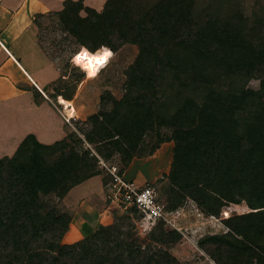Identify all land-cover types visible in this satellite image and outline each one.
<instances>
[{"label":"trees","instance_id":"1","mask_svg":"<svg viewBox=\"0 0 264 264\" xmlns=\"http://www.w3.org/2000/svg\"><path fill=\"white\" fill-rule=\"evenodd\" d=\"M223 4L235 7L222 14ZM54 14L90 59L107 50L108 61L126 43L137 55L122 96L106 91L100 109L82 121L90 126L83 138L67 133L44 144L30 133L0 157V264H182L170 252L182 233L159 219L140 234L144 212L134 205L62 242L71 188L102 175L107 191L112 175L101 161L123 176L133 158L164 142L173 143L163 174L166 211L189 200L200 218H220V231H191L213 260L264 264L263 13L247 14L234 0H105L101 10L64 0ZM251 78L257 88L246 85ZM240 203L247 212L221 218L224 207Z\"/></svg>","mask_w":264,"mask_h":264},{"label":"rangeland","instance_id":"2","mask_svg":"<svg viewBox=\"0 0 264 264\" xmlns=\"http://www.w3.org/2000/svg\"><path fill=\"white\" fill-rule=\"evenodd\" d=\"M104 1L83 0V3L96 10H101ZM234 3L242 4L247 14H251L254 8H258L263 13L261 16H264V0H234ZM226 5L223 4L220 6L219 11L222 14L230 12L228 9L231 6L233 8L235 7L233 4H230L231 6L226 8ZM54 13L43 17L39 28L41 30L40 40L43 45L42 50L48 52L50 58L56 63L57 70L55 71L47 66L36 73L35 78L40 86L44 90H47L48 83L58 74L57 80L49 86L47 94L53 97L56 91H61L62 93L71 95L73 101L70 103L63 97H59L57 100L56 97V99H53L54 105L51 100L39 96L31 88V84L24 79L21 86L27 88L28 91L26 94L8 101H0V157L12 154L19 142L30 133L34 134L38 141L44 144L52 143L67 133H71L72 136L74 135V138H83L81 131L89 129L90 126L89 124H82V121H85L89 115L100 109V106H102L100 105V96L102 94L106 95L105 92L108 91L114 97L120 98L124 92L125 73L127 67L134 61L137 55L136 45L130 43L124 44L116 52H112L110 59L102 65L98 64L96 59H90L88 57L82 58L77 62L76 58L82 52L89 53V50L61 30L57 16ZM27 40V34L23 38H20V41L24 43V47H20L19 49L24 51L22 55L25 57V52L29 51L25 46ZM32 54L34 55L29 57L28 60L24 61L22 59L24 68L30 73H33V70H36L35 68L43 65L44 60L40 54L38 55L36 52H32ZM94 64L96 65L94 66ZM16 74L18 77L19 72ZM60 76H63L60 78L62 80L59 79ZM258 84L259 79L257 78H251L246 82V85L253 88H257ZM65 103H69L73 111V116L69 120H66V117L68 119L70 115L64 107ZM103 105L107 108L110 107L107 99H105ZM171 143L164 142V144H160L161 147L159 146L160 148L152 158L131 167L133 171L140 168L145 176L149 180H152L146 183H152L154 185L159 199L162 201L165 200V190L167 188V180L163 174L167 172L172 159L173 143ZM85 144L88 146L86 142ZM90 147L92 148V146ZM145 157L147 156L142 158ZM136 166L137 168L134 169ZM131 169H128L129 172L125 171L123 173V177L127 180L133 175ZM157 179L160 180L156 181ZM143 184L137 185L140 186ZM108 200L115 205L114 210L118 212L122 210L116 202L110 199ZM182 209L183 211L179 215L177 225L182 228L183 236L170 249V252L182 264H222L219 260H213L196 243L191 235V231L197 226L205 227L202 233L206 231H220L221 226L218 223V219L220 218L217 220H208L200 218L197 215L195 216L193 212L196 208L192 206V202L189 200L183 203ZM222 210L226 211L228 216L231 213L247 212L248 207L244 203L230 204ZM221 215V218L224 217L223 212ZM217 223L218 225H216ZM146 231L140 229V234L144 235Z\"/></svg>","mask_w":264,"mask_h":264},{"label":"crops","instance_id":"3","mask_svg":"<svg viewBox=\"0 0 264 264\" xmlns=\"http://www.w3.org/2000/svg\"><path fill=\"white\" fill-rule=\"evenodd\" d=\"M63 1L64 0H0V101H8L26 94L28 91L27 88L21 86L22 81L25 79L31 84V88H33L39 96L51 100L55 105L53 99L56 98L48 95L47 92L49 91V86L56 81L58 74L48 83L47 90H44L40 86L35 75L47 66L55 71L57 70V65L50 58L48 52L42 50L43 45L40 40L41 30L39 27L43 17L53 14L62 8ZM25 34L28 35L25 46L29 49L28 52H25L26 57L22 55L24 51L19 49L20 47H24V43L20 41V38H23ZM32 52H36L38 55L40 54L44 60L43 65L35 68L36 70L30 73L24 68L22 59H24V61L28 60L29 57L34 55ZM17 72H19L18 77L16 74ZM59 97L61 96H58L57 100ZM67 101L72 103L73 100ZM64 136L65 135H63V137ZM157 150L145 158H133L124 168V173L125 171L129 172L128 169H131L132 166L152 158L154 154L157 153ZM136 168L137 166L134 167V169ZM131 173L133 175L130 176L128 180H133L137 184L152 181L145 176L140 168H137L136 171L131 169ZM63 202L72 214V221L69 224L68 230L62 237L63 243H73L90 233L98 224L107 225L112 222L115 205L110 203L107 198L102 183V175L93 176L71 188L64 197ZM182 211L183 209H180L174 214L176 224ZM193 214L196 216L195 210Z\"/></svg>","mask_w":264,"mask_h":264},{"label":"built area","instance_id":"4","mask_svg":"<svg viewBox=\"0 0 264 264\" xmlns=\"http://www.w3.org/2000/svg\"><path fill=\"white\" fill-rule=\"evenodd\" d=\"M66 117V120H69ZM102 165L112 175V180L107 186V198L116 202L118 206L125 209L128 206H136L144 212V217L140 221V229L148 230L157 220L162 219L170 224L181 233V228L178 227L174 220V214L169 213L165 209V202L159 199L156 189L152 186L143 184L138 186L134 181L127 180L117 173V169L113 165H108L101 161ZM196 215L200 216L197 209ZM227 212L223 211V216H227Z\"/></svg>","mask_w":264,"mask_h":264},{"label":"snow or ice","instance_id":"5","mask_svg":"<svg viewBox=\"0 0 264 264\" xmlns=\"http://www.w3.org/2000/svg\"><path fill=\"white\" fill-rule=\"evenodd\" d=\"M88 55L87 52H82V54L80 56H78L77 62H79L80 59L85 58ZM111 55L110 52H108L107 50L104 51L103 55L99 56V57H94V59H96V62L98 64H104L106 62L107 57H109Z\"/></svg>","mask_w":264,"mask_h":264},{"label":"bare ground","instance_id":"6","mask_svg":"<svg viewBox=\"0 0 264 264\" xmlns=\"http://www.w3.org/2000/svg\"><path fill=\"white\" fill-rule=\"evenodd\" d=\"M64 107L67 109L70 117H72L73 116V111H72L71 105L70 104H66Z\"/></svg>","mask_w":264,"mask_h":264}]
</instances>
